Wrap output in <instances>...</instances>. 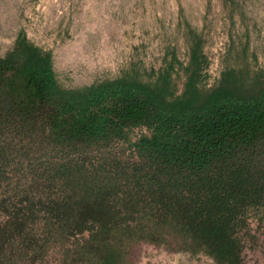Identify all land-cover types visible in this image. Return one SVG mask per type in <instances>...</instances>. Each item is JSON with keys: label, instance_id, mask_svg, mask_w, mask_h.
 <instances>
[{"label": "trees", "instance_id": "obj_1", "mask_svg": "<svg viewBox=\"0 0 264 264\" xmlns=\"http://www.w3.org/2000/svg\"><path fill=\"white\" fill-rule=\"evenodd\" d=\"M187 36L185 61L153 78L74 88L15 36L0 56V264H137L143 244L243 264L264 236V69L245 44L207 86L203 40Z\"/></svg>", "mask_w": 264, "mask_h": 264}, {"label": "rangeland", "instance_id": "obj_2", "mask_svg": "<svg viewBox=\"0 0 264 264\" xmlns=\"http://www.w3.org/2000/svg\"><path fill=\"white\" fill-rule=\"evenodd\" d=\"M188 30L203 40L205 85L217 78L226 59H237L233 56L245 44L246 62L264 69V0H0V56L22 33L50 52L55 79L64 88L126 72L153 78L170 57L185 61ZM147 132L136 127L130 139ZM113 147L134 159L129 145ZM134 256L137 264H214L202 254L170 253L147 244ZM242 257L243 264H264V236L257 232L247 241Z\"/></svg>", "mask_w": 264, "mask_h": 264}]
</instances>
